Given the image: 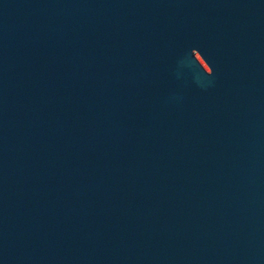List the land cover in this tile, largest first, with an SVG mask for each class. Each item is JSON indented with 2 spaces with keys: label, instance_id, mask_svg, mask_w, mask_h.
<instances>
[{
  "label": "water",
  "instance_id": "95a60500",
  "mask_svg": "<svg viewBox=\"0 0 264 264\" xmlns=\"http://www.w3.org/2000/svg\"><path fill=\"white\" fill-rule=\"evenodd\" d=\"M0 264H264V0H0Z\"/></svg>",
  "mask_w": 264,
  "mask_h": 264
}]
</instances>
